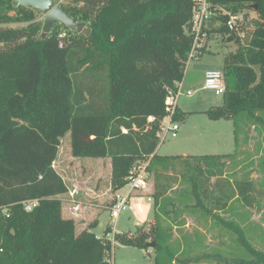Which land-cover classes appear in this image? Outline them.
Returning <instances> with one entry per match:
<instances>
[{"label":"trees","instance_id":"trees-1","mask_svg":"<svg viewBox=\"0 0 264 264\" xmlns=\"http://www.w3.org/2000/svg\"><path fill=\"white\" fill-rule=\"evenodd\" d=\"M208 1L213 21L219 22L208 39L221 35L238 44L225 56L224 103L208 115L218 120L246 114L255 124L264 123V0ZM56 3L86 24L90 35L57 23L43 39V23L37 21L41 12L0 0V264H112L117 243L147 250L150 242H156L157 253L169 254L172 264L210 259L214 255L204 253L179 262L169 243L173 230L163 223L179 227L182 217L173 220V215L185 209L186 200L209 214L226 211L235 200L254 210L259 200L253 180L225 177L224 161L237 153L158 154L171 114L168 90L177 91L186 75L195 0ZM249 9L260 21L242 44L239 33L245 26L239 22L231 31L228 22ZM180 112L177 107L175 117ZM67 133L73 157L111 160L114 192L126 186L136 164L148 163L153 221L133 235L116 234L114 241L107 238L109 225L103 239L96 236L97 221L77 230L74 220L63 215L59 196L69 188L55 168ZM181 182L188 188L172 187ZM33 200L37 207L26 211L25 203ZM227 227L239 235L255 263L264 262V253L249 245L237 224Z\"/></svg>","mask_w":264,"mask_h":264},{"label":"rangeland","instance_id":"rangeland-1","mask_svg":"<svg viewBox=\"0 0 264 264\" xmlns=\"http://www.w3.org/2000/svg\"><path fill=\"white\" fill-rule=\"evenodd\" d=\"M65 1L67 0H62ZM238 16L239 20L236 23L240 22L245 26V31L241 33L242 44H245L260 18L253 9L245 10ZM44 20L43 14L37 17V21L42 22L43 26ZM237 47L236 42L227 44L223 36L212 35V42L209 45L211 52L192 63L189 77L193 74V70L222 72L225 56L234 53ZM74 81L79 82L78 79ZM202 85V83L193 85L190 82L186 86L184 91L187 92L189 88L193 95L182 96L179 100L181 114L174 118V123L180 127L178 136L173 138L168 135L164 139L162 135L158 154L203 157L237 153L233 159L224 161L225 177L231 181L245 178L253 180L257 193L255 196L259 200L257 209H259H249L239 200H235L226 211L209 214L204 209L192 208L193 202L186 200L185 209L178 210L173 215V220L182 217L179 221L180 226L167 222H164L163 226L165 229L171 227L173 230L170 232L172 240L169 243L179 262L210 253L214 255L210 259L192 264H231L226 261L227 258L241 259L246 262L244 264H264V262L255 263L239 235L235 230L227 227L229 222L237 224L249 245L264 253V123L255 124V120L246 114H241L236 119H211L208 111L222 106L224 98L216 95L214 91L203 89ZM55 168L69 188L68 193L59 196L65 208L64 216L74 220L78 231L83 229L86 222L92 223L97 219L98 226L94 229L96 236L103 239L105 229L110 225L112 231L107 238L114 241L116 234L133 235L138 226L153 221L154 201H149L150 191H154L151 175L147 189L135 192L129 199L127 210L115 224H111L110 207L106 206L113 203L114 196L127 197L130 193V189L126 186L116 192L113 191L111 160L73 157L71 134L67 133L61 141ZM214 181L213 178L212 182ZM172 187L178 188L177 191H181L184 187L188 188L187 184L184 186L182 182L174 183ZM170 196L175 197L176 194L172 192ZM72 205L74 208L77 206L81 208L70 213L69 208L73 207ZM172 260L165 251L157 253L155 249L145 250L120 243H117L111 255L112 264H172ZM234 264L243 263L234 262Z\"/></svg>","mask_w":264,"mask_h":264},{"label":"built area","instance_id":"built-area-1","mask_svg":"<svg viewBox=\"0 0 264 264\" xmlns=\"http://www.w3.org/2000/svg\"><path fill=\"white\" fill-rule=\"evenodd\" d=\"M214 18L215 13L212 11V5L208 0H195L190 28V33L193 36V45L187 61L186 74L191 63L199 60L202 56V51L207 47V42L209 41L208 31L219 25V22L213 21ZM238 20L239 16L231 17V20L228 22V27L231 31L237 29L236 21ZM241 33L243 32H240L239 35L242 38ZM185 78L183 82L178 85L177 91L168 90L167 104L171 108V114L166 118L164 123V139L168 135H171L173 138L178 136L177 133L179 131V126L174 123V117L179 99L182 96L191 97L193 95L190 90H187V92L184 91ZM204 88L206 90L214 91L218 96H223L226 93V84L222 72L207 71L204 77ZM147 166L148 163H139L131 169L129 177L126 179V187L130 189V193L127 197L114 196L115 198L110 207L111 224H115L122 213L127 210L129 199L135 192L147 189V183L150 178ZM149 201H152V198H150ZM37 205L38 200L26 202L25 210L31 211L33 208L37 207ZM74 209L77 210L78 208L75 207Z\"/></svg>","mask_w":264,"mask_h":264},{"label":"water","instance_id":"water-1","mask_svg":"<svg viewBox=\"0 0 264 264\" xmlns=\"http://www.w3.org/2000/svg\"><path fill=\"white\" fill-rule=\"evenodd\" d=\"M15 7L23 6L27 9H34L41 12L45 16L42 38L45 39L52 31L55 24L60 23L70 30L89 36L91 31L86 24L78 22L72 18L62 6L57 5L56 0H13ZM256 5L254 9H256ZM233 37L227 39V43H232ZM156 242L149 243V249H155Z\"/></svg>","mask_w":264,"mask_h":264},{"label":"crops","instance_id":"crops-1","mask_svg":"<svg viewBox=\"0 0 264 264\" xmlns=\"http://www.w3.org/2000/svg\"><path fill=\"white\" fill-rule=\"evenodd\" d=\"M211 42H212V38L207 42V49H206V53H209V52H211V51H209V45L211 44ZM227 44H231V43H227ZM203 56H201V58H202ZM200 60V59H199ZM190 66H192V63H191V65ZM190 66H189V68H190ZM189 68H188V71H187V74H186V78H185V88H186V86H188V84L191 82V83H193V85H198V84H200V83H202L203 85H202V87H203V89H205L204 88V77H205V73L207 72V71H209V70H207V71H205V72H200V71H198V70H193L194 72H193V74L191 75V77H189L190 75H189ZM187 90H189V88L187 89ZM181 99V98H180ZM179 99V100H180ZM178 107H179V103H178ZM180 109V108H179ZM181 113V112H180ZM179 131H180V127H179ZM178 131V132H179ZM152 191V192H151ZM150 191V196H151V194L153 193V190H151ZM149 195V194H148ZM153 201V200H152ZM81 204V203H80ZM112 204V203H111ZM111 204H109L108 206H106L107 208H109V207H111L110 205ZM73 207H71V208H69V211H70V213L71 212H73L75 209H74V205H72ZM77 206V205H76ZM77 208H81L80 206H77ZM64 209L65 208H63V211H64ZM63 215H64V212H63ZM95 221H97V219H94ZM91 222V221H90ZM90 222H86L85 224H84V226L82 227V228H84L85 226H87V225H89L90 224ZM98 222V221H97ZM108 226V225H107ZM110 226V225H109ZM111 227V226H110ZM139 227V226H138Z\"/></svg>","mask_w":264,"mask_h":264}]
</instances>
